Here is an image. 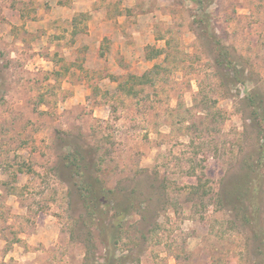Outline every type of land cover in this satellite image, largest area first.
<instances>
[{
	"label": "rangeland",
	"instance_id": "374dc122",
	"mask_svg": "<svg viewBox=\"0 0 264 264\" xmlns=\"http://www.w3.org/2000/svg\"><path fill=\"white\" fill-rule=\"evenodd\" d=\"M76 1L0 0V264L102 260L86 183L129 206L126 264H264V167L260 228L225 198L264 147V0Z\"/></svg>",
	"mask_w": 264,
	"mask_h": 264
},
{
	"label": "trees",
	"instance_id": "16d2710c",
	"mask_svg": "<svg viewBox=\"0 0 264 264\" xmlns=\"http://www.w3.org/2000/svg\"><path fill=\"white\" fill-rule=\"evenodd\" d=\"M89 19V14L86 12H81L78 15L74 17L72 20L73 25L77 26L79 22H83L85 20ZM79 32L77 30L74 31V34H78ZM222 60H219L220 63H223L224 60H227V57H225L224 52L221 51V54L219 56ZM228 61V60H227ZM229 62V61H228ZM230 65V63H229ZM234 71H237L236 68H234ZM145 75V74H144ZM129 80H133L134 82L139 79L138 76L130 74ZM121 85V84H120ZM122 87V85H121ZM249 99L253 102L255 101L254 96H250ZM72 160L74 161L75 167L77 169L80 168L78 165V156L75 154L71 155ZM264 147L262 148V152L259 155L258 162L255 166V172L256 177L251 178V182L248 185H245L243 188L238 187V185L235 187L234 190L230 191L229 189L225 193V198L227 199L228 203L231 204L234 203V208H238L237 210L240 211V213L243 215V221L248 225L251 226L254 230L257 228H260L258 224V194L260 193L259 187L261 184V178H262V169L264 167ZM80 195L85 199V202L89 209V214L93 216V219H95V229L98 231L96 236V241L99 242V245L102 246L105 250L104 256H102V260H95L94 264H126L129 263L128 256H119L116 253V246L118 245L120 239H121V232H122V221L124 218L127 217L129 214V206L128 204H118L115 205V207L106 204L105 200L107 198V194L105 193L106 188L101 186L100 184H80L79 185ZM111 192V191H110ZM108 193V192H107ZM91 194L94 195L91 196ZM98 202V204H101L100 206L97 205L95 202ZM94 204V205H93ZM242 208L243 210H240L239 208ZM113 209L114 211L112 212ZM111 213L110 217L106 214ZM97 249H99V246L95 244V247L90 246L89 244L86 245V255H85V262H90V256L91 254H94L96 256ZM92 258V256H91ZM260 264V263H259Z\"/></svg>",
	"mask_w": 264,
	"mask_h": 264
},
{
	"label": "crops",
	"instance_id": "0c3cea01",
	"mask_svg": "<svg viewBox=\"0 0 264 264\" xmlns=\"http://www.w3.org/2000/svg\"><path fill=\"white\" fill-rule=\"evenodd\" d=\"M55 10L60 13L61 15L58 16L59 19H65L69 13H71V17L73 16L72 19H74V17L81 13L82 11H86L85 9L81 10L80 7H79V2H77L76 0H74V2L70 3V4H66V3H59L55 6ZM97 12H100V11H97ZM101 15V13H99ZM58 18H54L55 20L58 19ZM101 18V17H100ZM100 23L95 27V29L99 32V30L101 29V27L103 28L104 25H106V22L103 21V18H101V20L99 21ZM90 36L93 35V32L92 30H90ZM77 35V34H76ZM104 40V37L101 36L100 37V40L98 41V44L97 45V51H99V54L100 55H104V52L102 51V41ZM117 45V44H116ZM92 48V47H90ZM119 47L117 46L116 50L112 49L111 50V53L112 55H117L118 53V50ZM105 55H107V53H105Z\"/></svg>",
	"mask_w": 264,
	"mask_h": 264
}]
</instances>
